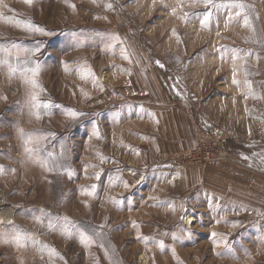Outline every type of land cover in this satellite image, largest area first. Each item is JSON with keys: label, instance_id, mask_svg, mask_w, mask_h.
I'll return each instance as SVG.
<instances>
[{"label": "rangeland", "instance_id": "obj_1", "mask_svg": "<svg viewBox=\"0 0 264 264\" xmlns=\"http://www.w3.org/2000/svg\"><path fill=\"white\" fill-rule=\"evenodd\" d=\"M246 128L264 0H0V264H264Z\"/></svg>", "mask_w": 264, "mask_h": 264}, {"label": "crops", "instance_id": "obj_2", "mask_svg": "<svg viewBox=\"0 0 264 264\" xmlns=\"http://www.w3.org/2000/svg\"><path fill=\"white\" fill-rule=\"evenodd\" d=\"M262 133H264V131H260L259 129L255 130V129H251V128H246L243 130V132L237 133V135H240V137H242L243 139H246V141H255L257 139V137L259 135H261ZM186 172H188V170H186ZM199 172L200 171L198 169L193 171V173H195V175L197 177V180L199 178L202 181V179L199 175ZM198 182H199V180H198Z\"/></svg>", "mask_w": 264, "mask_h": 264}, {"label": "bare ground", "instance_id": "obj_3", "mask_svg": "<svg viewBox=\"0 0 264 264\" xmlns=\"http://www.w3.org/2000/svg\"><path fill=\"white\" fill-rule=\"evenodd\" d=\"M102 76V75H101ZM13 209L11 208H5L4 210L0 211V220H11L13 219ZM193 219L191 217H186V222L191 223Z\"/></svg>", "mask_w": 264, "mask_h": 264}, {"label": "built area", "instance_id": "obj_4", "mask_svg": "<svg viewBox=\"0 0 264 264\" xmlns=\"http://www.w3.org/2000/svg\"><path fill=\"white\" fill-rule=\"evenodd\" d=\"M207 154H208V156H212V153H211L210 151H207ZM187 157H190V158L193 157V159L197 158V153H196V151H195V152H190V153H188L187 155H184V158L187 159Z\"/></svg>", "mask_w": 264, "mask_h": 264}, {"label": "trees", "instance_id": "obj_5", "mask_svg": "<svg viewBox=\"0 0 264 264\" xmlns=\"http://www.w3.org/2000/svg\"><path fill=\"white\" fill-rule=\"evenodd\" d=\"M232 142L230 141V144H231ZM233 144V143H232Z\"/></svg>", "mask_w": 264, "mask_h": 264}]
</instances>
